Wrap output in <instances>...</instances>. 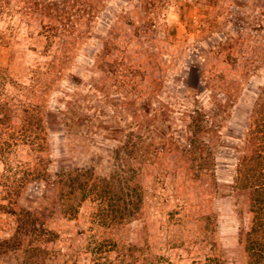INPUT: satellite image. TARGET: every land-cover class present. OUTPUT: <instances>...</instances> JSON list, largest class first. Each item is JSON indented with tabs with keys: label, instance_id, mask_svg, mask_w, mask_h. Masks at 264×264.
Wrapping results in <instances>:
<instances>
[{
	"label": "rangeland",
	"instance_id": "1",
	"mask_svg": "<svg viewBox=\"0 0 264 264\" xmlns=\"http://www.w3.org/2000/svg\"><path fill=\"white\" fill-rule=\"evenodd\" d=\"M262 91L264 0H0V264H252Z\"/></svg>",
	"mask_w": 264,
	"mask_h": 264
},
{
	"label": "trees",
	"instance_id": "2",
	"mask_svg": "<svg viewBox=\"0 0 264 264\" xmlns=\"http://www.w3.org/2000/svg\"><path fill=\"white\" fill-rule=\"evenodd\" d=\"M262 95H264V92H261ZM262 98V97H260ZM264 122V121H263ZM249 123V121H248ZM250 126H247V128L242 133L243 138L240 140L241 146L245 147L247 144L251 143V138L254 136V133L251 132ZM253 131V130H252ZM261 140L264 139V132H262ZM255 139V138H254ZM263 145V144H261ZM260 145V150L258 153V168L261 170L259 172L264 173V156L262 153H264V147ZM239 144L234 148L235 152L237 153V149L239 148ZM262 150V152H261ZM244 153L241 152L240 156L236 154L235 159V166H233L234 169V178L233 183L236 184L237 181L243 183L246 188H250L251 190V207L252 212L254 213V219H253V226L249 232V238L247 242V251L249 255V259L251 260L252 264H264V174H261V176H257L256 178L252 179L249 176V162L243 158ZM251 162L253 161L250 160ZM244 166L246 169L248 168L247 172L245 171L243 174H241V167ZM245 170V169H244ZM251 173V172H250ZM241 177V178H240ZM262 177V179H260ZM247 183V184H246Z\"/></svg>",
	"mask_w": 264,
	"mask_h": 264
}]
</instances>
